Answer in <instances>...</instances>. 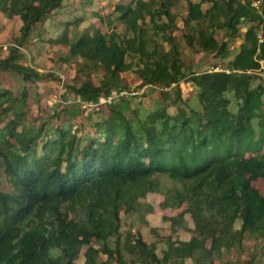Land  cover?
<instances>
[{"label":"trees","instance_id":"trees-1","mask_svg":"<svg viewBox=\"0 0 264 264\" xmlns=\"http://www.w3.org/2000/svg\"><path fill=\"white\" fill-rule=\"evenodd\" d=\"M180 3L183 14L175 12ZM67 5L71 17L61 21ZM98 7L99 0H13L6 15L20 26L0 59V176L10 185L0 189V264H166L154 253L164 240L171 264H264V196L252 187L264 184V78L256 76L264 70V0L259 12L249 0ZM85 12L103 30H79ZM50 20L58 21L57 37L45 29ZM175 30L201 54V68L184 63ZM53 46L67 50L55 54V65L72 58L75 76L60 107L28 122L30 89L53 76L38 74L20 49ZM128 72L138 89L158 90L144 116L141 101L119 97L133 92L124 85ZM183 82L193 85V98L183 96ZM149 195L192 226L183 222L186 241L138 238L145 259L121 237L119 212ZM92 241L101 242L104 260L80 253Z\"/></svg>","mask_w":264,"mask_h":264},{"label":"rangeland","instance_id":"rangeland-1","mask_svg":"<svg viewBox=\"0 0 264 264\" xmlns=\"http://www.w3.org/2000/svg\"><path fill=\"white\" fill-rule=\"evenodd\" d=\"M116 0H111L110 4H107V0H99L98 9L100 12L108 13L110 11V6ZM147 1V0H145ZM13 5V0H0V7L2 8V12H0V59L5 57L8 53V49L13 47V37L15 36L19 26L20 21L17 17H13L12 19H8L6 15L11 13V8ZM109 5V6H105ZM68 6V5H67ZM67 10L63 9L60 12L61 21L67 20L71 17L67 13L70 10V6ZM175 12L184 13L183 11V3H180L176 8ZM80 15V14H78ZM84 17L83 20L85 23L80 25V29H84L88 25H94L97 28H102V24L98 19L93 18L91 13L82 14ZM58 21L50 20L45 24V29L48 32L50 37H57L58 30L60 29L57 25ZM248 26L242 27V29L247 28ZM120 25L117 26V30L120 32ZM103 30V28H102ZM178 30H175L173 35L180 38L179 45H181V57L184 60L185 64H194L196 68H201L203 66L204 61L200 59L201 54L193 53L195 47H187L184 45L182 38L179 35ZM257 34L259 31L257 30ZM239 46V42L236 43V47H233V51H237ZM61 50L57 46L46 47V48H38L30 49L26 52L24 49H20V52H23L30 61L28 64L34 68V70L41 75L51 74L53 77L48 78L49 81L46 84H35V88H31L30 95L28 98V107L24 110L23 116L26 121H32L37 119L38 117H45L54 111L55 106L60 107L61 103L60 99L64 93V85L67 82H70L75 76V60L72 58H68L67 61L60 65H55L54 62L58 61V51ZM67 51V50H61ZM262 65V62H260ZM217 70V69H216ZM257 77L264 78V70L256 73ZM54 78V79H53ZM124 85L130 88L133 92H121L119 97L122 96L124 99H127L130 103H134L135 101H141L139 109V114L144 116L146 112L152 109L154 103L152 100H156L157 91L148 87L138 89L139 79L136 75L128 72L123 74ZM257 84V82H256ZM182 94L184 97L191 99L194 97V87L193 85L188 83H181ZM137 90V91H135ZM146 93L141 96L142 93ZM112 96L118 98V95L115 96V92L112 93ZM132 97V99H131ZM114 98V99H115ZM103 101L100 102L102 104ZM91 107L89 104L85 106L86 109ZM253 154H247L246 156H252ZM253 189L259 193L261 196H264V184L258 179L252 183ZM0 189L5 191H10V185L6 182L3 176H0ZM162 196L160 195H149L145 199L141 200L139 203V207L135 208L130 213H124L122 210L119 212V217L121 219V237L125 239L129 238L130 243L135 245V250L145 259H148V250L144 247L141 240L146 244H154L159 241V239H164L167 237H172V241H186L189 239V234L183 233L185 231L182 229L183 222H187V227L192 226V221L187 216H181L177 211H167L162 208ZM167 219H170L167 220ZM244 229H250V224H245ZM214 228V225L209 226L208 233L210 234ZM177 230H179L177 232ZM139 233L136 236V233ZM177 232V233H176ZM175 233V234H174ZM129 235L131 237H129ZM233 237L227 239L226 245L230 247L232 245ZM206 240V236H200L199 242L204 244ZM165 241V240H164ZM164 241L158 242L154 246V253L157 258L162 260V262H166V264H171V262L167 259L165 252L168 250V244ZM262 245V249L264 251V240L260 241ZM100 241H92V243L87 245H80V253L88 260H104L106 257L102 252H100ZM245 262V261H244ZM185 264H191L189 259H186Z\"/></svg>","mask_w":264,"mask_h":264},{"label":"built area","instance_id":"built-area-1","mask_svg":"<svg viewBox=\"0 0 264 264\" xmlns=\"http://www.w3.org/2000/svg\"><path fill=\"white\" fill-rule=\"evenodd\" d=\"M249 1H250V6L253 7L256 12H259L261 7L263 6V0H249ZM258 40H259V42L262 41V39L260 38V35H258ZM116 95L117 94L115 92V96ZM111 98H115V97L112 96ZM103 103H104V101H103Z\"/></svg>","mask_w":264,"mask_h":264}]
</instances>
